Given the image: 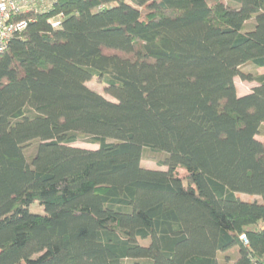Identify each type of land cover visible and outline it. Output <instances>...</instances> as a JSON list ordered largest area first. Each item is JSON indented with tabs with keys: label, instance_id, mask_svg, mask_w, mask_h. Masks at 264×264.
I'll list each match as a JSON object with an SVG mask.
<instances>
[{
	"label": "trees",
	"instance_id": "obj_1",
	"mask_svg": "<svg viewBox=\"0 0 264 264\" xmlns=\"http://www.w3.org/2000/svg\"><path fill=\"white\" fill-rule=\"evenodd\" d=\"M19 18L0 54V264H264V74L240 72L264 69V0ZM236 77L256 86L239 97Z\"/></svg>",
	"mask_w": 264,
	"mask_h": 264
},
{
	"label": "built area",
	"instance_id": "obj_2",
	"mask_svg": "<svg viewBox=\"0 0 264 264\" xmlns=\"http://www.w3.org/2000/svg\"><path fill=\"white\" fill-rule=\"evenodd\" d=\"M52 2L53 0H0V54L8 49L13 38L27 28L30 21L19 17L30 11L45 10ZM62 19V14L50 18L51 27H60ZM240 240L247 244L245 235H241Z\"/></svg>",
	"mask_w": 264,
	"mask_h": 264
},
{
	"label": "rangeland",
	"instance_id": "obj_3",
	"mask_svg": "<svg viewBox=\"0 0 264 264\" xmlns=\"http://www.w3.org/2000/svg\"><path fill=\"white\" fill-rule=\"evenodd\" d=\"M240 72L245 75H251V76H259L264 74L263 69H259L254 67L253 65L247 64L240 68ZM234 84L237 89L238 96H243L245 94L250 93L251 89L256 86L255 82H247L243 81L240 78L236 77L234 79ZM86 86L102 95L104 98L110 101H114L109 95H107L104 91V84L101 81L98 80H91L86 83ZM264 128V127H263ZM259 139L264 140V130L261 131V134L258 136ZM75 147L83 148V149H90L94 150L97 149V145L89 144L83 140H79L77 143L74 144ZM163 159L162 154L153 153L149 150H144L141 163L143 167L147 169H161L166 170L165 167H159L157 162ZM179 175L184 176V173L179 171ZM244 198L247 200L249 199L247 196H244ZM30 211L33 213H42V209L38 204H34L30 207Z\"/></svg>",
	"mask_w": 264,
	"mask_h": 264
},
{
	"label": "crops",
	"instance_id": "obj_4",
	"mask_svg": "<svg viewBox=\"0 0 264 264\" xmlns=\"http://www.w3.org/2000/svg\"><path fill=\"white\" fill-rule=\"evenodd\" d=\"M263 70H264V69H263ZM263 126H264V123H263ZM256 139H257L258 141H260V142H264V140L259 139L258 136L256 137Z\"/></svg>",
	"mask_w": 264,
	"mask_h": 264
}]
</instances>
